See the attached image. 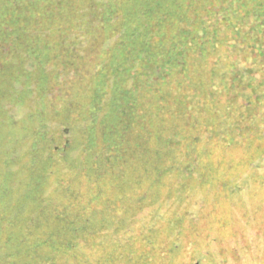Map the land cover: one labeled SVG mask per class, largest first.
I'll return each instance as SVG.
<instances>
[{
	"label": "trees",
	"instance_id": "trees-1",
	"mask_svg": "<svg viewBox=\"0 0 264 264\" xmlns=\"http://www.w3.org/2000/svg\"><path fill=\"white\" fill-rule=\"evenodd\" d=\"M76 69L68 85L87 82L86 90L62 98L56 92ZM4 85L31 111L27 129L38 126L29 168L45 156L39 179L25 186H55L74 207L116 205L129 164L136 178L242 176L264 158V0H0V94ZM60 128L71 133L67 147ZM93 141L103 151L68 169L72 145L84 151ZM115 164L119 189L100 181L96 196H85V180ZM16 176L0 174V184L13 193ZM47 195L23 218L0 214V264L91 263L88 243L104 236L102 214L51 213L57 196ZM48 218L61 226L40 235ZM185 244L176 237L167 246Z\"/></svg>",
	"mask_w": 264,
	"mask_h": 264
},
{
	"label": "rangeland",
	"instance_id": "rangeland-1",
	"mask_svg": "<svg viewBox=\"0 0 264 264\" xmlns=\"http://www.w3.org/2000/svg\"><path fill=\"white\" fill-rule=\"evenodd\" d=\"M114 43L115 38L105 41L101 50L108 51ZM85 51L86 49L84 54ZM115 52L117 53L113 50V55ZM77 71L76 69L66 73L67 84L56 92L60 93L62 98L77 96L86 88L87 82L75 86L68 85L71 81L67 78H74L78 74ZM132 82L128 80L127 84H123L125 88H130ZM124 86L120 84V88L123 89ZM11 87L21 90V85L17 82ZM2 91L0 174L8 178L9 174L14 173L20 180H15L13 188H18L13 193L14 190L9 191L0 184V214H18L23 218L28 213H35L41 210L37 201L40 197L46 198L48 192L52 195L55 192L57 196L56 204L48 206L51 213L63 211L72 215L86 209H94L103 216V220L100 218L97 224L102 226L105 233L100 241L88 243L90 264H100L103 260L115 264H264V158L262 162L255 161L248 166L245 172L241 173L242 176L216 178H185L180 175H156L150 178L142 174L136 178L137 167L129 164L131 167L128 169V183L120 186L121 189L120 184L116 182L119 177L116 174L117 166L115 164V168H112L110 165L101 177L90 175L85 180L84 194L95 197L101 181L109 191L118 187L120 194L112 198L116 200V205L113 204L109 209L89 203L74 207L64 201L60 191H55V186L47 190H39L34 185L33 188L25 186L28 178L39 179L46 165V162H43L45 156L32 170L28 165L35 144L34 130H37L38 126L34 124V130L31 126L27 129V125L33 122L31 111L22 101L9 99L5 85ZM46 124L47 122L44 123L45 126ZM86 131L84 125L78 127V134L81 136H84ZM58 132L64 135L67 147L71 141V133L65 129L64 134L62 128ZM80 146L79 143L72 145L69 150V158L66 160L68 169L73 164L92 158L95 152L103 151L104 148L95 141L84 151ZM89 162L92 164V160ZM100 166L101 164L96 166L93 163V170L96 171ZM76 180L79 182L82 177H76ZM18 183L19 186H16ZM111 194L109 192V195ZM116 214H119V217H115ZM21 223L22 221L19 227L22 226ZM60 226L56 219L48 218L44 220V225L38 224L39 229L45 227L38 231L40 235L45 231L56 232ZM176 237L189 247L176 252L169 250L167 245ZM137 250L140 252L135 255ZM120 251L130 252V255L122 259ZM133 256L134 259L130 260L129 257ZM193 258L199 261L192 263ZM65 264L72 262L67 259Z\"/></svg>",
	"mask_w": 264,
	"mask_h": 264
},
{
	"label": "water",
	"instance_id": "water-1",
	"mask_svg": "<svg viewBox=\"0 0 264 264\" xmlns=\"http://www.w3.org/2000/svg\"><path fill=\"white\" fill-rule=\"evenodd\" d=\"M67 132V131H66Z\"/></svg>",
	"mask_w": 264,
	"mask_h": 264
}]
</instances>
